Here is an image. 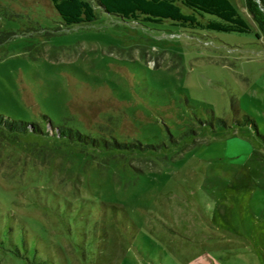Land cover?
Here are the masks:
<instances>
[{
	"label": "rangeland",
	"instance_id": "374dc122",
	"mask_svg": "<svg viewBox=\"0 0 264 264\" xmlns=\"http://www.w3.org/2000/svg\"><path fill=\"white\" fill-rule=\"evenodd\" d=\"M230 1L252 32L0 0V264H264V34Z\"/></svg>",
	"mask_w": 264,
	"mask_h": 264
},
{
	"label": "trees",
	"instance_id": "16d2710c",
	"mask_svg": "<svg viewBox=\"0 0 264 264\" xmlns=\"http://www.w3.org/2000/svg\"><path fill=\"white\" fill-rule=\"evenodd\" d=\"M51 1L63 24L67 27L95 21L98 18L94 4L96 2L107 14L120 17L125 21L142 24L170 21L172 24L192 30L226 33L252 32L251 25L230 0ZM246 8L257 24L259 31L264 34V0H260V3L246 0ZM207 15L211 18H207ZM257 37L261 38V35L257 33ZM0 117L3 116L0 115Z\"/></svg>",
	"mask_w": 264,
	"mask_h": 264
},
{
	"label": "water",
	"instance_id": "95a60500",
	"mask_svg": "<svg viewBox=\"0 0 264 264\" xmlns=\"http://www.w3.org/2000/svg\"><path fill=\"white\" fill-rule=\"evenodd\" d=\"M258 3H260V0H257Z\"/></svg>",
	"mask_w": 264,
	"mask_h": 264
}]
</instances>
